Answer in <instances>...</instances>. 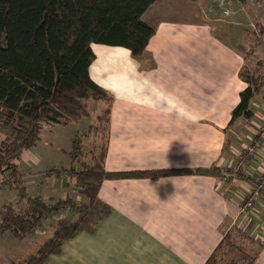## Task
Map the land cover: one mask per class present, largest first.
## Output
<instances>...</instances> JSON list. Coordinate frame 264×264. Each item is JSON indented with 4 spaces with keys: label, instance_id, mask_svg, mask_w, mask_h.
<instances>
[{
    "label": "crops",
    "instance_id": "0c3cea01",
    "mask_svg": "<svg viewBox=\"0 0 264 264\" xmlns=\"http://www.w3.org/2000/svg\"><path fill=\"white\" fill-rule=\"evenodd\" d=\"M244 3L228 0L230 14L217 15L212 0H155L142 14L154 33L141 55L91 45L89 74L111 97L104 168L192 172L103 179L98 197L109 213L92 232L65 240L50 264H204L229 224L249 238L252 264H264V186L255 213L239 210L264 174V138L244 153L264 124V90L251 99V118L229 123L246 86L244 49L231 28L248 19ZM22 159L29 168L19 170L24 181L61 179L60 188L79 197L65 172L44 174L34 158ZM211 166L231 168L230 178L194 172ZM11 190L0 189V206L16 199Z\"/></svg>",
    "mask_w": 264,
    "mask_h": 264
},
{
    "label": "trees",
    "instance_id": "16d2710c",
    "mask_svg": "<svg viewBox=\"0 0 264 264\" xmlns=\"http://www.w3.org/2000/svg\"><path fill=\"white\" fill-rule=\"evenodd\" d=\"M155 0H0V122L11 124L14 134L0 139V172L4 184L17 196L0 206V236L10 232L22 239L42 226L55 213L69 216L52 222L51 234L34 251L0 264H50L49 256L60 251L62 243L81 231L92 232L110 207L98 197L103 179L152 177L192 172L191 169L107 171L104 158L107 147L109 104L111 97L89 74L94 60L92 44L121 46L132 56L141 55L154 33L142 14ZM244 2L245 0H239ZM240 76L246 83L239 101L231 110L230 121L253 115L250 101L259 91L252 78ZM103 100L104 109L97 119L106 124V139L98 154L90 151V160L79 159L82 153L79 135L68 151L71 163L80 167L48 168L39 172H65L77 188V198L33 195L18 170L17 160L23 150L40 138L45 124L65 125L89 114L87 101ZM91 128V125L89 126ZM215 166L194 172L220 175ZM80 200V199H79ZM71 215V216H70ZM222 233V238L204 264H216L218 254L231 255L227 264H252L249 254L234 239L247 235L237 226Z\"/></svg>",
    "mask_w": 264,
    "mask_h": 264
},
{
    "label": "rangeland",
    "instance_id": "374dc122",
    "mask_svg": "<svg viewBox=\"0 0 264 264\" xmlns=\"http://www.w3.org/2000/svg\"><path fill=\"white\" fill-rule=\"evenodd\" d=\"M230 6H227L228 9ZM243 6L244 10H246L248 14L247 18L249 21L243 17L240 21L243 23H241L239 27L231 28H233V34L239 37V46L241 49H244V65L241 71L243 74L252 78V86H259L260 88L258 92H260L261 90H264V0H245ZM219 14L221 13L218 12L217 15ZM226 33L231 36V42L234 43V41L237 40L229 31ZM250 103H252V101ZM87 104L89 114L80 117L76 121L69 122L65 125H43L40 131V138L34 146L21 152L22 158H25L26 156L29 159L34 158V160L37 161L35 162V166L38 169H48L50 167L69 168L71 166L79 168L80 162L75 161L74 163H71V157L68 153V151L73 147V138L75 134L79 135V143L82 151V153L78 155L80 160H90V151L93 149L95 150V153L98 154L101 145L106 139V124L103 121V112L101 114L103 118L98 120L97 116L101 113V110L104 109L106 102L103 100L90 99L87 101ZM90 125L91 128H89ZM13 134L14 131L11 124H4L0 122V139L11 137ZM260 135L261 133L259 132L258 138L253 139L247 147L252 146L257 148L255 146V141L260 142ZM244 153L246 155V153L249 152L245 149ZM22 158L19 157L17 160L18 170L24 173L27 172L29 168L27 164L24 163L25 159L23 160ZM230 169L231 168H221L219 170L222 178H230ZM239 171L238 167L235 168L233 171V177H237V173H239ZM40 179L42 182H40ZM60 180L61 179L42 176V178H38L35 181L27 179L24 181V184L28 186V189L30 187L28 191L31 194H41L43 198H47L46 196L48 195H53L56 198H64L66 196H74L77 198V194L72 192L71 187L60 188ZM4 187L7 192L12 191L10 186L4 184V173L0 172V189ZM77 200L81 201V197H78ZM63 216L67 217L69 216V213L62 214L58 212L53 214L50 218L44 219L42 221V226L37 228L35 232L22 239L14 237L10 234V232H6L4 235L0 236V263L4 262L8 258L17 260L20 257L34 251L37 244L51 234L53 230L52 222ZM235 226L237 225L229 224L225 226L222 233L229 229L233 230ZM239 228L243 231L241 227ZM233 235L236 242L249 254H252L250 253L252 250L249 247V239L238 236V234L234 231ZM230 256L231 255L229 254L223 255L222 253H219L216 264H227Z\"/></svg>",
    "mask_w": 264,
    "mask_h": 264
},
{
    "label": "built area",
    "instance_id": "2783aa9c",
    "mask_svg": "<svg viewBox=\"0 0 264 264\" xmlns=\"http://www.w3.org/2000/svg\"><path fill=\"white\" fill-rule=\"evenodd\" d=\"M213 1V8L215 9L216 13L220 12L224 15H229L230 11L228 9V0H212ZM261 132V138H264V124L259 127ZM260 142L255 141V146L258 147ZM249 153H254V147L250 146L246 148ZM264 186V174L258 179L256 185L245 195L242 202L240 203L239 210L242 215L248 217L250 214L255 213V203L257 195L261 187ZM262 245H264V237L261 239Z\"/></svg>",
    "mask_w": 264,
    "mask_h": 264
}]
</instances>
